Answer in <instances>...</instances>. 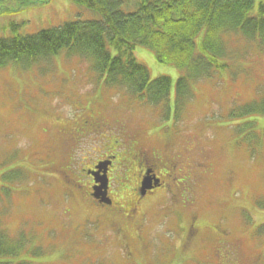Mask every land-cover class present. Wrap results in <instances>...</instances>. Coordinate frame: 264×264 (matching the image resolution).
<instances>
[{
    "label": "rangeland",
    "instance_id": "374dc122",
    "mask_svg": "<svg viewBox=\"0 0 264 264\" xmlns=\"http://www.w3.org/2000/svg\"><path fill=\"white\" fill-rule=\"evenodd\" d=\"M31 1L0 0V39L99 19L75 0ZM124 1L129 13L139 0ZM224 39L230 66L192 81V98L180 110L175 90L183 71L135 47L151 80H170L168 113L167 103L139 106L125 89L106 87L90 61L73 52L0 68V178L21 174L11 183L0 179L7 189L0 194V248H8L13 262L264 264V206L256 204L264 200V146L251 150L246 131L236 132L254 120L263 134L264 115H232L264 95V44L239 34ZM141 151L140 170L153 165L157 175L158 160L165 163L162 185L147 197L158 186L141 194L135 185ZM110 155L112 170L121 164L129 171L124 183L110 181L112 201L122 208L115 222L107 215L113 206L94 203L79 181L81 170Z\"/></svg>",
    "mask_w": 264,
    "mask_h": 264
},
{
    "label": "trees",
    "instance_id": "16d2710c",
    "mask_svg": "<svg viewBox=\"0 0 264 264\" xmlns=\"http://www.w3.org/2000/svg\"><path fill=\"white\" fill-rule=\"evenodd\" d=\"M255 1L139 0L127 13L122 10L124 0H75L99 19L0 39V68L10 63L30 64L62 51L73 52L90 61L91 69L106 87L123 88L137 101L156 106L168 101L170 80L164 76L150 79L147 68L134 56L135 47L141 45L153 51L158 63L183 71L176 84L177 108L191 97L192 81L211 78L230 66L228 60L224 61L228 55L225 35L239 34L244 41L264 44V0L258 1L255 14H251ZM48 2L34 0L30 5ZM110 48L115 51L113 54ZM249 102L241 104L232 115H264V96ZM247 121L239 124L236 132L246 131L251 143L264 145V133L253 128L254 120ZM11 171L6 178L1 174L0 179L11 183L21 175ZM6 191L0 187V194ZM20 241L25 245V241ZM11 256L8 248H0V264H32L26 259L13 262Z\"/></svg>",
    "mask_w": 264,
    "mask_h": 264
},
{
    "label": "flooded vegetation",
    "instance_id": "af4514ba",
    "mask_svg": "<svg viewBox=\"0 0 264 264\" xmlns=\"http://www.w3.org/2000/svg\"><path fill=\"white\" fill-rule=\"evenodd\" d=\"M72 126L73 127H79L76 123L72 124ZM61 132L64 133V130L61 131ZM131 144L133 146V142H131ZM144 156H145V153H143V152H138V154L135 155V158H136V161H137V166L136 167H141V166H139V162L141 160L142 161L145 160ZM108 158L110 159V165H109V167L107 169L106 176H107V180H108V189H111V191H109L107 189L106 193H104L105 196L103 195V192L99 189V186L97 184V180L101 177L100 174H96L95 176H92V175L87 173L88 170H84L83 171L84 172L83 173V177L80 178L79 181L84 180L86 182V185H85L86 191L88 193V196L90 197V199L94 203L102 202L101 205L106 206L107 209L113 206V208H111L110 210L107 211V215H108L109 218L113 216L112 220L115 222L117 217L121 216L120 212H121L122 208L116 201H114V202L112 201L111 196L112 195L116 196V194L114 193L115 189H114V192L112 191V185H111L110 181L111 180L114 181V182H112V184H114L116 181L118 182L119 180H121L123 182L124 178H122V173H121V172H123V168H122V165L119 164L120 165L119 168L115 167L113 170H110V167H112V165H113L112 164L113 163L112 159L114 158V156H108ZM151 166L153 167V165H151ZM151 166L150 167L149 166H143L144 167L143 170H140V168H138L136 170V174H135L136 178H134L135 185L140 184V182L143 180V178L146 177L147 173L149 174V176L152 179L156 180V183L158 184L157 185L158 187H154L153 189L148 190L147 194H146V197L148 195H150L153 192V190H157L159 188V186L161 185L160 184V178L156 175L154 170H152ZM156 166H157V164L155 165V167ZM89 171H91V172L95 171L94 165L91 166ZM140 171H142L141 174H140ZM143 174H144V176H143ZM90 183H91V185H90ZM95 183H96V185H94ZM118 184H119V182H118ZM152 185H154V181H152ZM94 187H95V190L93 189ZM93 191L95 193V199H92L91 196H90L93 193ZM103 200H105V201H103ZM140 200H142V199H140ZM136 210H137V208H136ZM136 210H135V212H136ZM130 214H133V213L130 212ZM137 215H138V217L140 216V214H137ZM116 223H118V222H116ZM190 229H200V228L198 226L195 227V226L192 225ZM193 234H194V232L191 233V235H193ZM194 235H198V232L195 233Z\"/></svg>",
    "mask_w": 264,
    "mask_h": 264
},
{
    "label": "water",
    "instance_id": "95a60500",
    "mask_svg": "<svg viewBox=\"0 0 264 264\" xmlns=\"http://www.w3.org/2000/svg\"><path fill=\"white\" fill-rule=\"evenodd\" d=\"M106 167H107V164H105V163H101V164H99L96 168L99 170V172H102V173H104V171H105V169H106ZM100 188H102V189H104L105 188V185H106V179H105V177L104 176H102V178L100 179ZM148 183L146 182V180H144L143 182H142V184H141V194H142V192L145 190V189H148Z\"/></svg>",
    "mask_w": 264,
    "mask_h": 264
},
{
    "label": "bare ground",
    "instance_id": "6f19581e",
    "mask_svg": "<svg viewBox=\"0 0 264 264\" xmlns=\"http://www.w3.org/2000/svg\"><path fill=\"white\" fill-rule=\"evenodd\" d=\"M86 166H87V165H86ZM87 167H91V166L88 165ZM151 194H153V192H152ZM151 194H150V195H151ZM148 196H149V195H148Z\"/></svg>",
    "mask_w": 264,
    "mask_h": 264
}]
</instances>
